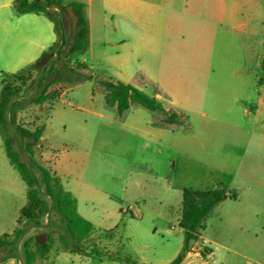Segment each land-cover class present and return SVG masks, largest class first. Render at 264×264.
<instances>
[{"label":"rangeland","instance_id":"1","mask_svg":"<svg viewBox=\"0 0 264 264\" xmlns=\"http://www.w3.org/2000/svg\"><path fill=\"white\" fill-rule=\"evenodd\" d=\"M35 1L57 19L61 41L30 68L0 67V94L7 85L16 90L6 112L9 129L0 128V236L12 240L23 229L0 250V264L11 258L23 264L24 243L40 235L52 248L36 264H161V249L182 233L187 188L225 192L203 238L257 251L264 261V118L254 116L264 87V0H143V8L139 0H93L106 13L92 19L89 48L68 61L70 17L60 9L59 17L55 0ZM221 9L223 19L215 14ZM104 81L159 93L177 121L165 122V114L139 104L119 115L105 101ZM50 82L49 98L35 102ZM152 125L166 131L158 133L161 144L144 139ZM39 127L44 131L30 154L32 139L20 128ZM7 137L46 203L40 225L18 222L27 185L6 155ZM37 164L56 173L94 225L82 252L61 244L65 230ZM214 254L190 257L188 264H217L221 255Z\"/></svg>","mask_w":264,"mask_h":264},{"label":"trees","instance_id":"2","mask_svg":"<svg viewBox=\"0 0 264 264\" xmlns=\"http://www.w3.org/2000/svg\"><path fill=\"white\" fill-rule=\"evenodd\" d=\"M67 6H71L78 16V25L76 36L72 46L67 53L66 60H70L76 53H84L89 48V28L85 17V5L81 2L70 0H55V7L67 13ZM15 9L17 13L23 14L28 12L44 13L51 21L55 23V28L58 31V22L53 14L48 10L47 6L36 2L35 0H15ZM60 46V42H55L41 55L40 60L54 53ZM35 64L29 66L32 67ZM52 83H48L42 93L35 98V102L42 103L49 98L48 89ZM104 84L110 89V92L105 94L106 103L115 108L119 115H122L132 105L139 104L151 110L158 111L166 115L165 122H175L179 117L177 113L168 111L158 98L147 94L145 91L133 86L132 84L122 81L111 82L104 81ZM16 90L7 85L3 88L0 94V128L7 132L9 123L6 117L7 107L11 98L15 97ZM22 133L32 140L26 143V149L30 154H33V148L43 134L44 127H39L34 131L20 128ZM6 155L10 163L14 165L27 185L26 203L19 210L18 222L23 219L40 225L41 218L48 213L46 203L41 195V190L37 184V180L30 171L27 163L20 158V153L12 146V138L7 137L4 140ZM37 168L41 175V181L44 186V194L51 198L52 208L65 230V234L59 239L64 249L71 252H82L83 243L88 240L94 231V225L82 217L76 205V199L73 194L66 190L60 182L56 173L49 168L37 164ZM224 191L222 189L214 190H192L184 189L181 207L180 227L183 230V246L179 254L169 264H180L187 252L190 251L193 243L199 240L201 231L206 227V219L213 208L222 201ZM234 199L236 195L232 196ZM22 228H16L13 232L14 239H10L11 234L4 233L0 236V250L6 246H12L21 237ZM52 246L48 242L46 244H38L36 238L27 240L24 243V259L23 264H36L37 259L45 258L50 252ZM93 251L96 249L93 248Z\"/></svg>","mask_w":264,"mask_h":264},{"label":"crops","instance_id":"3","mask_svg":"<svg viewBox=\"0 0 264 264\" xmlns=\"http://www.w3.org/2000/svg\"><path fill=\"white\" fill-rule=\"evenodd\" d=\"M31 1V0H29ZM70 0H65V2ZM81 2L85 5V17L88 22L89 28V43L91 37V24L93 17L101 18V13H106V10L93 7V0H87V2L75 0ZM116 1V0H108ZM140 5L143 8V0H139ZM149 5H153L151 2ZM237 8V6H236ZM59 12V8L55 7ZM237 9L232 10L230 13L231 18H236L238 16ZM121 12H124L121 9ZM215 14L223 19L226 13L223 9ZM60 17V12L58 13ZM61 41V36L55 28V23L51 21L44 13L39 12H28L19 14L15 9V0H0V67H5L8 69H23L30 65L38 62L41 55L55 42ZM16 72L11 71L9 74ZM261 79L259 80V83ZM157 97L160 98L161 95L158 93ZM165 107V106H164ZM254 116L257 120L264 118V87L262 92H259L258 103L254 112ZM155 124V122H153ZM152 129H149L151 137L146 136L144 139L146 142L161 144V136L158 134L166 133V131L161 127H155L152 125ZM147 132V130H146ZM152 139V140H151ZM156 141V142H155ZM248 232L249 228L246 227ZM253 234V243H257V234L251 231ZM183 230L181 235L177 237V240L171 246H167L161 249L160 256L163 259L161 264H169L181 251L183 246ZM205 240V243L203 241ZM203 248V253H205L204 248H207L209 254L213 257L214 252L219 251L221 259L217 264H264V261L258 256L257 251L254 252H241L235 248L221 242L220 240H207L200 236L199 240L193 243L189 252H187L183 261L180 264H188L190 257H196L194 255V250H200V244ZM256 250V246L251 248V251ZM38 260V259H37ZM15 258H11V264H16Z\"/></svg>","mask_w":264,"mask_h":264},{"label":"water","instance_id":"4","mask_svg":"<svg viewBox=\"0 0 264 264\" xmlns=\"http://www.w3.org/2000/svg\"><path fill=\"white\" fill-rule=\"evenodd\" d=\"M67 14H68V16L71 19V35H72V37H71V39H70V41L68 43V46H67L65 54H67V52L70 50V48L72 46L73 40H74V38L76 36L77 25H78V16H77V14L75 13V11L73 10V8L71 6H67ZM36 239H37L38 244L42 245L44 243V241H45V236L40 235ZM204 251H205V253L207 255L209 254V251H208L207 248H204Z\"/></svg>","mask_w":264,"mask_h":264},{"label":"built area","instance_id":"5","mask_svg":"<svg viewBox=\"0 0 264 264\" xmlns=\"http://www.w3.org/2000/svg\"><path fill=\"white\" fill-rule=\"evenodd\" d=\"M203 243H205V240L203 241ZM203 243L200 244V250L199 249H195L194 250V255L196 257H200V258H203V259H211L212 256L210 254L205 256V254L203 253V248L201 247V245H203Z\"/></svg>","mask_w":264,"mask_h":264}]
</instances>
